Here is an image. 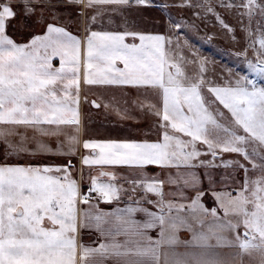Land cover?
Returning a JSON list of instances; mask_svg holds the SVG:
<instances>
[{"label": "snow or ice", "instance_id": "obj_1", "mask_svg": "<svg viewBox=\"0 0 264 264\" xmlns=\"http://www.w3.org/2000/svg\"><path fill=\"white\" fill-rule=\"evenodd\" d=\"M149 2L0 0V142L8 149L27 150L8 140L20 129L40 136H59L65 126L78 131L81 83L150 89L158 98V106L150 105L158 117L155 141L81 142L72 136L67 151L61 143L55 153L69 157L65 163H0V264H264V86L258 84L264 80V0L173 5L212 19L235 40L236 28L227 22L233 16L245 34L237 56L255 78L233 69L209 77L203 62L182 55L179 40L173 46L162 34L88 26ZM58 4L82 9V38L58 23ZM36 20L42 21L40 33L30 31ZM10 28L29 30L24 42ZM73 143L87 150L82 167L101 169L89 172L86 186L73 177ZM149 166L160 173L148 174ZM121 167L131 171L118 175ZM218 167L230 169L231 190H215L212 180L208 189L202 186L198 170L210 176L207 169ZM240 173L239 181L233 178ZM209 193L212 207L205 203ZM114 202L122 206L99 207ZM83 229L97 233L91 245L80 240ZM182 231L189 240L179 238ZM179 247L190 251L178 253Z\"/></svg>", "mask_w": 264, "mask_h": 264}, {"label": "rangeland", "instance_id": "obj_2", "mask_svg": "<svg viewBox=\"0 0 264 264\" xmlns=\"http://www.w3.org/2000/svg\"><path fill=\"white\" fill-rule=\"evenodd\" d=\"M174 3H178V0H150L149 4L144 6L133 5L122 14L116 13L112 15L109 13L104 15L102 21L106 25L121 24L122 26H126V23H129L134 25L135 30H155L166 38L170 37L173 46L179 40V44L182 46V55L187 57L189 61L195 57L198 61L203 62L209 77L213 75L220 76L226 74L227 69H233L237 74L249 75L250 78H255L246 68L243 56H237V53H240L241 49L245 46V34L237 26L233 16H228L227 22L236 28L235 40L233 39L232 33L216 25L212 19L203 21L193 14V9L175 7L173 6ZM175 23H180L182 29H176L174 27ZM251 55L252 52L249 51L248 56ZM193 70L194 66L189 63L187 65V71L192 73ZM258 84L264 86V80H258ZM26 132V140L22 139L25 133L23 130H19V134L8 136V140L14 148L27 150L14 151L8 149L3 142H0V163L8 162L10 164L36 166L42 164H62L69 159L67 156L55 154L58 150V145L61 143H64V147L60 150L67 151V133L65 130H63V133L61 132L56 140L50 137L45 138L44 136H41L43 138L41 139L37 137L39 135L29 129ZM40 144L45 145L46 148L42 150L39 147ZM52 146H54V149L51 152L47 151ZM75 158V155L71 157L73 164H75ZM228 158V156L224 157V159ZM229 171L230 169H224L222 167L207 169V173H210L212 175L211 177L217 180L218 191H229L231 190L229 186L235 187L227 175ZM72 173L73 176H77L73 172V169ZM242 176L243 173L239 175L233 174V178L237 181ZM205 203L208 207L213 206V198L210 193ZM184 236L185 234H182L183 238H185ZM186 238H190L189 233ZM217 252L221 256L228 254V250L226 249H218ZM244 264H258V260H245Z\"/></svg>", "mask_w": 264, "mask_h": 264}, {"label": "crops", "instance_id": "obj_3", "mask_svg": "<svg viewBox=\"0 0 264 264\" xmlns=\"http://www.w3.org/2000/svg\"><path fill=\"white\" fill-rule=\"evenodd\" d=\"M42 9H37L39 14ZM82 9L74 4H58L56 5V15L61 17L58 21L60 24H67L68 30L78 37H83L85 32V15L81 14ZM45 16L51 21L54 19L47 11L44 12ZM103 17H97L94 24L89 22V27L94 31H123L135 30L134 25L126 23V26L118 25H106L102 21ZM34 27L30 29L35 33L41 32L40 24L42 21L36 20L33 22ZM117 24V23H115ZM29 30L22 29L20 33H12V29H9L10 34L18 42H24L23 32ZM146 34H161L155 30H135ZM130 42V41H129ZM54 67H59V60L53 61ZM122 66V65H121ZM83 70L81 71L82 75ZM79 117L80 125L78 131L73 127L65 126L62 128L65 130L66 138L76 137L78 141L95 140V141H155L156 136V122L158 117L154 114L156 109L150 107V105L158 106V98L152 90H145L144 88L137 89L130 86H99V85H85L81 83L80 94H79ZM93 101L100 104L99 108L93 106ZM27 131L25 129H20ZM30 130V129H29ZM38 135V134H37ZM43 139L40 135L37 136ZM45 138L50 137L51 139H58V136H44ZM45 141V140H43ZM68 145V144H67ZM72 147L75 149V167L73 172L77 176H73L76 180L82 181V186H86L88 182L89 172L92 175H96L101 169L99 167L89 168L87 166L82 167L81 157L87 155V150L82 148L80 143H73ZM57 148V147H56ZM51 150L54 146L50 147ZM115 171L118 175H127L131 170L127 168H116ZM83 172V177H81ZM148 174L160 173V169L149 166L146 169ZM211 172V171H210ZM198 174L201 176L203 181V187L208 189L210 186V180L215 181L211 185L212 188L218 191V182L213 179L210 174H205V169L201 168L198 170ZM217 182V183H216ZM211 194V193H210ZM125 199H127L125 197ZM122 206L120 203L112 204H100L99 207L105 211H113L117 207ZM151 207V206H149ZM155 238L156 232L151 233ZM185 234V238L182 237ZM188 232L182 231L179 238L183 241L189 240L186 238ZM97 239V233L95 230L83 229L80 233V240L85 245H91L93 241ZM187 250L184 247L176 249L178 253H185Z\"/></svg>", "mask_w": 264, "mask_h": 264}]
</instances>
